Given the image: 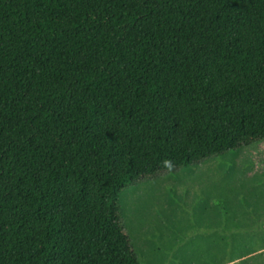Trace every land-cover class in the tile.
I'll return each instance as SVG.
<instances>
[{
  "label": "trees",
  "instance_id": "trees-1",
  "mask_svg": "<svg viewBox=\"0 0 264 264\" xmlns=\"http://www.w3.org/2000/svg\"><path fill=\"white\" fill-rule=\"evenodd\" d=\"M263 139L264 0H0V264H139L121 193Z\"/></svg>",
  "mask_w": 264,
  "mask_h": 264
},
{
  "label": "rangeland",
  "instance_id": "rangeland-1",
  "mask_svg": "<svg viewBox=\"0 0 264 264\" xmlns=\"http://www.w3.org/2000/svg\"><path fill=\"white\" fill-rule=\"evenodd\" d=\"M119 205L139 264H232L231 253L217 254L218 246L226 249L218 231L228 214L231 227L264 224V139L141 176ZM254 239L260 242L245 263L264 264V236Z\"/></svg>",
  "mask_w": 264,
  "mask_h": 264
}]
</instances>
